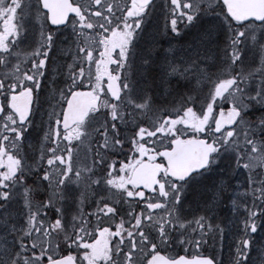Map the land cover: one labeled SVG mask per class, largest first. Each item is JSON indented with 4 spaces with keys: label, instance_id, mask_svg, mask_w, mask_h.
<instances>
[{
    "label": "snow or ice",
    "instance_id": "1",
    "mask_svg": "<svg viewBox=\"0 0 264 264\" xmlns=\"http://www.w3.org/2000/svg\"><path fill=\"white\" fill-rule=\"evenodd\" d=\"M154 8L0 0V264H223L168 248L223 239L229 188L230 264H264V0H169L163 42Z\"/></svg>",
    "mask_w": 264,
    "mask_h": 264
},
{
    "label": "rangeland",
    "instance_id": "2",
    "mask_svg": "<svg viewBox=\"0 0 264 264\" xmlns=\"http://www.w3.org/2000/svg\"><path fill=\"white\" fill-rule=\"evenodd\" d=\"M11 0H7V3H10ZM168 4H169V0H158L157 3H155V8L152 12V14L150 15L149 18L151 17H157L156 19H158V22L160 21H164V19H166L167 16V12H168ZM18 14L21 16V19L18 21L19 23H22L25 25V27H27L29 29L28 34L26 39H24L23 43H21L20 45H18V50L22 53H30L34 50L35 48V44L33 43L32 39H38V35H34L33 30L31 29V24L29 22V17L25 14V13H19L18 10ZM150 22V19H149ZM148 22V23H149ZM155 22V20L153 21ZM3 21H0V27H2ZM148 26V24H147ZM148 30V28H147ZM38 33V30H35ZM149 31V30H148ZM151 32V31H150ZM154 32H158L159 36L161 35V33L157 30ZM65 35H67V33H65ZM63 38V37H62ZM222 41L224 38H221ZM183 41H179L174 44L177 43H182ZM30 45L29 48H27V46ZM166 44H164L165 46ZM168 45H166L165 47H167ZM221 47H223V43H221ZM221 56H223V53H221ZM60 58L59 55H56V59ZM249 59H252V57H249ZM253 63L247 65L246 70L249 69H255L257 67H259V56H256L254 58ZM13 63H15V61H13ZM50 87L49 86H45V91L41 93V95L46 96L47 95V88ZM43 109H49V105L48 104H44L43 105ZM41 117L40 114L38 113L36 116V121H37V126H39V121H40ZM44 119H47V116L45 114ZM31 142L35 143V135L33 134V137L31 138ZM27 141L25 143V151H28L27 149ZM84 154V150L82 148L81 150V156H83ZM243 176H241V181H243ZM232 183H236V181H232ZM235 191L232 188H229L226 192V196L227 198L223 199L221 202H219L217 204V206L214 208L213 212L210 214L213 219H212V223L214 225L219 224L221 227H225L226 225L229 224V221H231V227L229 228H225V233L223 236V239H221L220 235L217 233H212L209 234L207 236L204 237V239L207 241L206 244H202V246L200 247V249L195 250L193 247L188 246V245H181L179 243L180 237L176 238V242L173 245H170L168 248V251L170 252V254H179L181 252H188V253H200V251H202L205 247H208L212 250V253L215 257L219 258L221 261H223V264H230V249L235 248V243L234 240L238 238L239 233L242 232L243 229V220L244 217L246 215V213L243 211V208L241 207V209L239 211H237L236 213H233L231 204H230V200L232 199L231 193ZM189 199H191V196L189 197ZM249 205L251 204V198L249 197L248 201ZM94 203L89 200L84 206L83 208L86 206L87 209H92V207H95V205H93ZM75 211V209L73 210ZM197 214H201V213H197ZM49 215L51 216V213H49ZM123 215V214H121ZM54 218V217H52ZM189 218H191V216H189ZM103 219V218H102ZM124 219L127 220L128 217L124 216ZM112 223L111 221L107 220L106 224H110ZM114 224V223H113ZM259 239V237H257ZM214 243H218L219 247L218 248H214Z\"/></svg>",
    "mask_w": 264,
    "mask_h": 264
},
{
    "label": "flooded vegetation",
    "instance_id": "3",
    "mask_svg": "<svg viewBox=\"0 0 264 264\" xmlns=\"http://www.w3.org/2000/svg\"><path fill=\"white\" fill-rule=\"evenodd\" d=\"M122 2H127V3H130V0H122ZM165 23H166V19H164V21H160L158 22V31L161 33V35L159 36V38L161 39V42H163L164 40L167 39V36L166 34L164 33V27H165ZM173 43H176V41H174ZM167 45V44H166ZM165 45V46H166ZM127 150V149H126ZM118 160H124L125 157L124 156H119L117 157ZM117 167H119V165L117 164ZM106 194V193H104ZM95 205V204H94ZM141 207H143V205L141 204ZM95 207H92V209H87L86 206L82 209L84 213H89V212H92L94 210ZM74 210V209H73ZM137 211H139V209H137ZM74 212V211H73ZM123 214V213H121ZM108 220H111V221H115L114 218H111L109 217ZM93 223H95V218H93ZM119 223V222H117ZM105 226H109V227H112L113 230H115V224H105ZM115 239V238H114ZM64 253V252H63ZM64 254H67V251L66 253ZM63 255V254H62ZM77 263L79 264V260L77 261Z\"/></svg>",
    "mask_w": 264,
    "mask_h": 264
},
{
    "label": "bare ground",
    "instance_id": "4",
    "mask_svg": "<svg viewBox=\"0 0 264 264\" xmlns=\"http://www.w3.org/2000/svg\"><path fill=\"white\" fill-rule=\"evenodd\" d=\"M157 17H151L149 18L150 19V22L148 23V30L151 31V32H154V31H157L159 28H158V19H156ZM155 20V22H153ZM36 40L35 38L32 39V41ZM30 45L27 46V48H29ZM57 63H63V59L62 58H57ZM45 86H49V84H46ZM43 97V95H42ZM100 195H107V194H104V193H100ZM40 197H38L39 199ZM94 205V204H93Z\"/></svg>",
    "mask_w": 264,
    "mask_h": 264
},
{
    "label": "water",
    "instance_id": "5",
    "mask_svg": "<svg viewBox=\"0 0 264 264\" xmlns=\"http://www.w3.org/2000/svg\"><path fill=\"white\" fill-rule=\"evenodd\" d=\"M183 255V254H182Z\"/></svg>",
    "mask_w": 264,
    "mask_h": 264
}]
</instances>
